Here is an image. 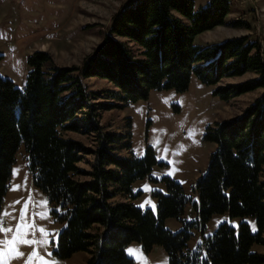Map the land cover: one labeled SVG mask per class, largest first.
<instances>
[{
	"label": "trees",
	"instance_id": "1",
	"mask_svg": "<svg viewBox=\"0 0 264 264\" xmlns=\"http://www.w3.org/2000/svg\"><path fill=\"white\" fill-rule=\"evenodd\" d=\"M232 0H209L195 9V0H129L113 17L110 30L81 66H57L47 51L27 58L24 88L0 77V210L8 190L12 166L24 145L35 184L47 195L65 224L60 233L61 258L90 253L87 264H134L125 248L138 241L150 252L161 245L169 264H264V54L260 42L248 35L200 46L196 37L226 23ZM253 73L244 81L218 86L223 100L261 89V94L233 120L210 126L206 141L214 144L208 167L196 180L199 199L191 203L180 184L167 180L168 193H156L157 214L133 201H115L129 195L131 185L150 174L157 158L148 146L143 158L117 153L120 136L99 124L100 110L123 105L94 102L102 93L89 90L86 79L111 82L124 103L147 99L152 90L185 91L195 75L202 83ZM93 132L97 146L90 149L67 135ZM129 145L130 144H126ZM94 161L88 172L79 167L84 156ZM81 176L88 178L81 179ZM130 197V196H129ZM191 203L197 219L172 232L168 218L183 220ZM252 217L239 229L222 223L205 237L214 214ZM203 239L194 248L191 228Z\"/></svg>",
	"mask_w": 264,
	"mask_h": 264
},
{
	"label": "rangeland",
	"instance_id": "2",
	"mask_svg": "<svg viewBox=\"0 0 264 264\" xmlns=\"http://www.w3.org/2000/svg\"><path fill=\"white\" fill-rule=\"evenodd\" d=\"M128 1L0 0V77L11 80L22 90L29 72L27 58L37 50L49 52L57 66H81L102 42L113 17ZM208 2L195 0V9ZM244 35L259 41L264 54V0H232L226 23L198 35L196 44L205 46ZM253 76V73H247L225 78L215 86L202 83L194 75L185 91L154 89L147 99L127 103L111 99L120 91L108 80L86 79L89 90L102 93V97L94 102L123 105L99 111L100 126L120 136L117 153L124 157L143 158L151 146L157 158L150 174L131 185L129 195L119 194L114 200L129 199L142 210L150 209L157 214L159 199L156 193L167 194V180H173L180 184L191 203L198 201L194 185L206 171L215 149L214 144L205 139L207 129L242 115L262 92L259 89L232 95L226 101L215 95L214 90ZM67 135L90 149L98 143L93 132H68ZM128 143L130 146L126 145ZM93 161L94 156L87 154L79 167L88 172ZM191 203L185 208L183 220L168 218L166 228L178 232L185 227V222L195 221L197 213ZM57 211L60 212L35 184L22 145L17 151L0 210V264H87L91 256L87 252H77L67 258L59 256V236L65 224L58 218ZM243 221L249 223L254 233L257 232L254 218H232L225 212L212 216L206 224L204 236L213 235L224 222L239 229ZM191 233L189 245L194 248L203 236L197 227L191 228ZM252 250L264 252V247L255 244ZM125 252L134 264H169L168 254L161 245H155L147 252L141 242L135 241L126 246Z\"/></svg>",
	"mask_w": 264,
	"mask_h": 264
},
{
	"label": "snow or ice",
	"instance_id": "3",
	"mask_svg": "<svg viewBox=\"0 0 264 264\" xmlns=\"http://www.w3.org/2000/svg\"><path fill=\"white\" fill-rule=\"evenodd\" d=\"M26 242V241H25ZM130 254H132V255H136V253H130Z\"/></svg>",
	"mask_w": 264,
	"mask_h": 264
},
{
	"label": "crops",
	"instance_id": "4",
	"mask_svg": "<svg viewBox=\"0 0 264 264\" xmlns=\"http://www.w3.org/2000/svg\"><path fill=\"white\" fill-rule=\"evenodd\" d=\"M196 39H197V37H196Z\"/></svg>",
	"mask_w": 264,
	"mask_h": 264
}]
</instances>
